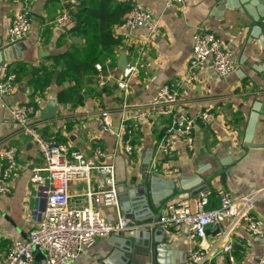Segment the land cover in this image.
<instances>
[{"label": "crops", "instance_id": "crops-1", "mask_svg": "<svg viewBox=\"0 0 264 264\" xmlns=\"http://www.w3.org/2000/svg\"><path fill=\"white\" fill-rule=\"evenodd\" d=\"M93 1V6L80 8V0H31L28 5L31 20L28 35L8 45L6 30L24 0H0V62L3 63L0 64V77L21 69L20 79L16 80L15 76L14 92L0 98V150L14 147L20 165L12 176L10 191L0 194V259L13 238L26 237L35 223L33 211L45 203L38 188L30 182L32 169L42 168L43 159L11 117V109L19 104L33 107L31 120L45 139L65 142L86 156H92L96 149L101 150L104 153L101 159L115 166L117 186L121 190L141 188L146 183L144 174L145 178L149 177L147 173L153 172L154 165L158 175L156 191L159 193L171 190L172 183L181 179H186L185 184L191 185V179L199 171L201 186L206 184V190L194 197L186 190L168 201L194 199L205 194L208 197L205 210H210L219 206L220 194L227 192L231 198L249 199L250 215L264 222V0H242L238 8L221 10L217 7L220 0H183L181 6L169 9L164 7L165 0ZM126 2L152 12L159 23L158 35L150 37L145 28L124 25L126 11L123 12L116 22L110 23L111 36L115 40L112 45L115 65L108 67L110 58H105L96 63L102 68L97 74L82 76L84 97L79 104L59 101L58 94L74 83L71 80L59 82L61 69L53 58L71 51L79 59H86L90 51L86 49L88 38L99 37L115 5ZM70 10L83 11L81 19L70 15ZM63 13H67L70 19L66 28H60L56 23ZM77 21L84 30L70 33ZM199 30L214 33L232 52L235 67L228 76H217L210 60L190 68L191 38ZM4 47H8L5 53L1 52ZM121 52L126 55V65L137 63L129 79L127 101L132 105L127 109L129 115L133 117L144 104L151 102L163 84L175 85L179 92V106L194 119L191 150L177 141L168 157L155 155L157 143L170 119V115L159 113L137 120L132 118L133 153L124 151L116 136L120 132L119 113L125 99L117 86L124 71L118 66ZM41 66L55 72L50 84L38 91L31 81V70ZM189 76L191 79L188 81ZM50 98L55 99L57 111L53 118L43 119L41 110ZM256 105L259 120L251 141L261 146L247 148L243 143ZM102 110H108L111 115L108 131H103L98 122ZM204 112L211 116L206 122L199 118ZM3 165L0 160V173ZM164 168L175 169L176 172L163 173ZM92 180L103 183L104 177L93 174ZM69 193L72 206L79 207L85 203L82 182H72ZM101 213L113 221L120 211L116 207H103ZM231 225V220L210 225L205 236L195 240L190 239L185 230L180 233L164 231L169 239L163 249L176 264L179 261L187 264V251L197 248L198 244L208 256L209 264H229L230 259L238 264H256L258 258L264 256V238L249 234L242 223L233 226L229 232L232 250L229 253L222 250L227 239H219L218 234L230 229ZM128 231L97 239L71 264H103L105 260L115 263L125 254L116 246V238ZM114 252L119 255L111 256ZM138 261L148 264L147 259L139 254L128 263L140 264Z\"/></svg>", "mask_w": 264, "mask_h": 264}, {"label": "built area", "instance_id": "built-area-1", "mask_svg": "<svg viewBox=\"0 0 264 264\" xmlns=\"http://www.w3.org/2000/svg\"><path fill=\"white\" fill-rule=\"evenodd\" d=\"M31 0H24L22 7L16 12L11 24L6 30V44L12 45L23 40L31 28L28 5ZM183 0H165L166 9L181 6ZM67 13L61 14L56 23L65 28L69 22ZM123 24L129 27H142L148 30L150 37L159 33V23L153 18L152 12L137 4H131L126 11ZM192 46L189 58L190 68H195L202 62L211 61L217 76H228L235 67L233 54L222 45L221 39L207 30H199L192 35ZM110 62V59H108ZM136 64H127L123 71V78L117 81V86L124 93L125 99L121 103L119 113V129L116 134L119 144L127 154L133 153L131 143L132 118L151 117L154 114H168L163 135L157 143L155 155L168 157L172 153L175 142L181 141L191 150L193 148L192 128L194 119L179 106L178 88L173 84H163L157 90L153 100L144 104L143 109L129 115L127 109L132 106L127 101L130 94L129 79L136 70ZM96 69L101 66L96 64ZM189 76L187 80L189 81ZM15 90V74L0 77V98L10 96ZM33 107L19 104L11 109V117L21 127L32 145L43 159L42 168L32 169L30 182L34 184L45 199L43 207L33 211L34 225L28 230L25 238H13L6 254L0 259V264H71L83 251L99 238H106L114 234L141 227L123 215L110 221L101 213L103 207L118 208L117 181L115 166L104 162V153L96 149L92 156L73 149L65 142H54L45 139L31 120ZM108 110L100 112L98 122L103 131L110 130L111 120ZM207 112L199 118L206 122L210 118ZM126 135V138L124 137ZM156 155V156H157ZM0 160L4 163L0 173V194L10 191L12 176L20 165L17 162V151L14 147L0 150ZM155 172V165L152 167ZM176 172L175 169L164 168L163 173ZM93 174L104 177V182H94ZM84 184L85 203L79 207L69 203V186L72 182ZM208 197L200 194L197 198H183L167 201L154 223L164 231L180 233L185 230L190 239L203 238L206 228L210 225L231 220L230 229L219 232V239L226 238L227 242L222 250L229 253L232 241L229 232L238 223H242L245 230L257 237L264 238V222L250 215L251 201L246 197L231 198L229 193L223 192L219 196V206L205 210ZM148 223L147 225H154ZM42 257L36 259V254ZM229 264H238L230 259ZM187 264H209L208 256L198 244L197 248H190L186 256ZM256 264H264V256H260Z\"/></svg>", "mask_w": 264, "mask_h": 264}, {"label": "water", "instance_id": "water-1", "mask_svg": "<svg viewBox=\"0 0 264 264\" xmlns=\"http://www.w3.org/2000/svg\"><path fill=\"white\" fill-rule=\"evenodd\" d=\"M240 1L242 0H234L232 2L230 0H220L217 7L219 10L225 8H238V5L241 4ZM71 19L74 20L75 18L71 17ZM7 48L8 47L2 48L1 52H4ZM0 64L3 65L2 62H0ZM118 66L122 70L126 67V55L124 52H121L119 55ZM257 106L258 105H256L254 112L251 114L246 129V136L243 145L247 148H257L261 146V144H255L251 141L259 120V108H257ZM56 111V101L54 98H50L41 110V117L43 119H51L55 116ZM30 145H32L31 142ZM147 174L149 177L145 178V174L143 177L144 181L146 179V183L143 186H140L141 188H137V190L125 188V190H121L120 186H117L118 208L120 214L136 224L140 223L142 226L129 230L125 235H119V238H116L115 244L120 250L123 249L122 251L125 252L124 256H121L119 260L116 259L115 263L105 260L103 261V264H129L128 261L135 260L136 254L145 257L148 264H176L173 263L172 257L166 256V252L163 249L165 244L168 243L169 237L165 234L164 230L159 225L154 224L153 221L158 220L160 209L170 198L186 190H189V195L194 197L198 193L206 190L207 185L205 184L201 186L202 178L199 176L200 172L198 171L194 178L191 179V185H186V179H181L178 180L177 183L175 181L172 183L173 187L171 190L168 189L165 192L159 193L156 191L155 185L158 175L155 172H149ZM144 221L146 222L145 224L153 223L154 225L146 226L141 224V222ZM110 255L114 256L119 254L114 252ZM35 257L36 259H39L42 255L37 253ZM139 263L142 264L141 262ZM181 263L179 261L177 264Z\"/></svg>", "mask_w": 264, "mask_h": 264}, {"label": "trees", "instance_id": "trees-1", "mask_svg": "<svg viewBox=\"0 0 264 264\" xmlns=\"http://www.w3.org/2000/svg\"><path fill=\"white\" fill-rule=\"evenodd\" d=\"M80 8L84 5L93 6V0H80ZM111 0H105L106 3H109ZM130 8V2L116 4L113 12L111 14V18L101 30V34L99 37L88 38V45L86 46L87 50H90L86 59H79L74 52L67 51L64 54H61L58 57L53 58L55 64L60 67V71L58 72L59 82H63L66 80L73 81L74 85L68 87L61 91L58 94V100L63 103H70L71 105H77L82 102L84 94L82 92V85L85 83L83 81L82 76H94L100 70L96 69V63L101 62L105 58H110V62L108 63V67H112L115 65L114 62V54L112 51V45L115 44V40L111 36L110 31V23H114L118 20L119 16L127 11ZM70 15L81 19L83 11L73 12L70 10ZM83 31L80 22H76L74 26L69 30L70 33ZM19 69V68H18ZM14 69V74L16 76V80L20 79V71L21 69ZM102 70V68H101ZM55 70H48L46 67L41 66L38 68H33L31 70L32 74V83L35 90L42 91L49 84L51 80V76L54 74ZM79 74H82L81 76ZM91 79H89V82Z\"/></svg>", "mask_w": 264, "mask_h": 264}]
</instances>
